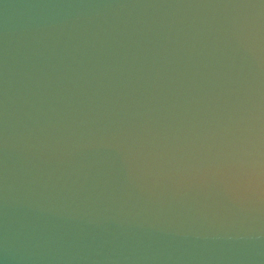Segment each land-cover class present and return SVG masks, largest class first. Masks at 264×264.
Listing matches in <instances>:
<instances>
[{"label": "water", "instance_id": "95a60500", "mask_svg": "<svg viewBox=\"0 0 264 264\" xmlns=\"http://www.w3.org/2000/svg\"><path fill=\"white\" fill-rule=\"evenodd\" d=\"M0 264H264V0H0Z\"/></svg>", "mask_w": 264, "mask_h": 264}]
</instances>
